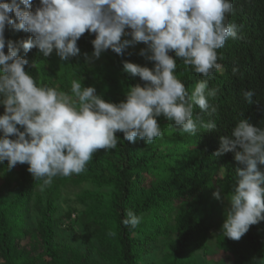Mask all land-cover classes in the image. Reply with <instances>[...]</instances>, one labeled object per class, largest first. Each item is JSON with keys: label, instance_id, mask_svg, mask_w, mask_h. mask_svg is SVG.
<instances>
[{"label": "clouds", "instance_id": "1", "mask_svg": "<svg viewBox=\"0 0 264 264\" xmlns=\"http://www.w3.org/2000/svg\"><path fill=\"white\" fill-rule=\"evenodd\" d=\"M232 12V0H39L35 7L33 0H0V162L7 161L9 169L28 164L43 190L57 176L82 173L97 150L115 149L118 132L133 144L153 142L162 135L159 117L184 133L214 131L215 121L194 117V108L216 113L210 99L217 89L202 79L189 91L177 60L203 77L219 70L218 50L229 38H240L239 26L227 22ZM8 28L31 35L13 42L5 36ZM86 32L95 34L96 59L109 49L123 56L130 46L146 45L139 54L154 62L151 68L123 62L127 73L144 82L130 87L124 101H105L79 79L62 91L25 70L33 48L45 58L53 51L62 61L78 56L77 42ZM254 96V90L243 91L249 105L259 104ZM220 141L213 155L233 153L237 163L222 233L238 241L264 221V127L241 119ZM213 195L222 198L219 190ZM142 218L128 210L122 223L136 228Z\"/></svg>", "mask_w": 264, "mask_h": 264}, {"label": "trees", "instance_id": "2", "mask_svg": "<svg viewBox=\"0 0 264 264\" xmlns=\"http://www.w3.org/2000/svg\"><path fill=\"white\" fill-rule=\"evenodd\" d=\"M232 2L233 12L227 15V22L239 26L240 38H229L218 50L221 68L203 77L177 60V72L183 73L180 79L189 91L202 79L208 80L210 88L217 89L216 97L210 99L217 106L216 113L209 115L194 108V117L198 113L203 122L215 121L217 128H199L192 135L159 117L162 135L153 142L138 139L133 144L118 132L115 149L106 150L102 156L93 154L82 173L57 176L43 190L42 181H35L28 172V164L18 163L9 169L7 161L0 162L1 187L10 191L7 197L0 192L2 264H33L28 254L16 251L14 244V240L32 232L42 251L34 264L43 258L48 264H149L143 257L152 252L153 244L159 243L168 251L162 264H197L195 253L206 248L213 227L211 216L217 208L213 193L219 190L221 197L227 198L236 180L233 153L213 155L220 147V137L230 136L241 119L264 127V0ZM33 3L38 6L39 0ZM30 35L11 28L5 31L6 38L13 42ZM93 39L95 34H83L77 42L80 54L69 61H62L55 51L45 58L38 48H33L25 56L30 61L25 70L38 83L62 91H68L71 81L79 79L83 86L95 87L96 94L105 101L120 103L130 87L144 83L140 77L127 73L123 62L150 68L154 62L139 54L146 45L138 43L128 47L123 56L109 49L102 53L107 60L99 68L90 67ZM20 55H25L23 50ZM233 67H238L239 72L234 74ZM244 90H254L253 100H259V104L249 105L243 97ZM3 113L4 107L0 105V115ZM87 184L94 190H83L77 197V204L85 210L79 213L75 224L94 228L98 244L93 243L83 253L57 244L61 221L57 215L65 187ZM31 210L38 217L34 231L27 228L24 220ZM128 210L143 217L136 228L122 223ZM217 246L233 264H264V221L252 225L238 241L219 235ZM106 247L110 248L109 254Z\"/></svg>", "mask_w": 264, "mask_h": 264}, {"label": "rangeland", "instance_id": "3", "mask_svg": "<svg viewBox=\"0 0 264 264\" xmlns=\"http://www.w3.org/2000/svg\"><path fill=\"white\" fill-rule=\"evenodd\" d=\"M107 60L106 56H100L99 59L91 58L89 61V66L93 68H99ZM106 152L105 149L97 150L95 155L102 156ZM0 181V192L3 196L7 197L10 191L3 186L1 187ZM83 190H94V187L87 184L82 187L66 186L62 192L61 199L58 204V215L57 218L61 221L59 222V227L57 230L56 242L58 245L70 249L79 250L83 253H87V250L93 245L98 244V235L93 228L78 227L75 222L79 213L85 210L81 205L77 204V197ZM110 192V190H107ZM214 202L216 203V209L211 216V232L210 239L206 244V248L195 253V261L197 264H233L232 259L228 254L219 250L217 246L218 236L222 233V225L226 219V212L229 207V202L227 198L216 199L214 197ZM213 217V218H212ZM24 220L27 221L26 226L31 230L36 229L38 222V217L31 210L25 217ZM70 229V230H69ZM34 231V230H33ZM33 235V232H32ZM31 234L24 235L20 238L14 240L15 249L17 252L22 254H28L31 263L34 264L35 259L42 254L40 244L36 237ZM32 248H35L34 251ZM153 250L151 253L145 255L143 258L149 264H162L167 257V248L163 244H153ZM106 254H109L110 248L106 247ZM32 250V254H31ZM106 251V250H105ZM0 264H2V259H0ZM39 264H48L47 259L43 260ZM83 264H87L84 262Z\"/></svg>", "mask_w": 264, "mask_h": 264}]
</instances>
